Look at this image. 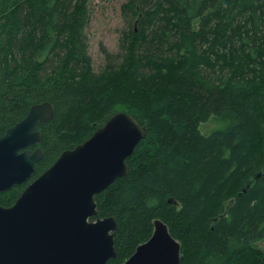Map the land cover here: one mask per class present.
<instances>
[{"label": "trees", "instance_id": "obj_1", "mask_svg": "<svg viewBox=\"0 0 264 264\" xmlns=\"http://www.w3.org/2000/svg\"><path fill=\"white\" fill-rule=\"evenodd\" d=\"M121 9L118 49L95 66L90 0H0V135L32 104L52 105L28 147L43 153L38 176L126 112L145 134L128 173L94 196L97 216L118 224L105 264L148 240L155 219L179 242V264H264V0H126ZM211 117L223 127L201 133ZM27 184L0 191V206Z\"/></svg>", "mask_w": 264, "mask_h": 264}, {"label": "water", "instance_id": "obj_2", "mask_svg": "<svg viewBox=\"0 0 264 264\" xmlns=\"http://www.w3.org/2000/svg\"><path fill=\"white\" fill-rule=\"evenodd\" d=\"M52 115L49 102L32 104L0 136V191L35 174L43 153L28 147L40 142L37 125ZM144 134L134 117L115 112L86 140L62 151L12 205L0 206V264H105L114 257L118 224L114 216L97 217L94 195L128 173L126 159ZM180 259L179 242L155 219L149 239L121 264H179Z\"/></svg>", "mask_w": 264, "mask_h": 264}, {"label": "rangeland", "instance_id": "obj_3", "mask_svg": "<svg viewBox=\"0 0 264 264\" xmlns=\"http://www.w3.org/2000/svg\"><path fill=\"white\" fill-rule=\"evenodd\" d=\"M125 1L90 0V18L85 30L88 37V52L95 66L104 64V49L109 52H115L118 49L120 31L126 27L121 9ZM223 125L218 119L211 117L201 122L198 129L201 133L208 134ZM258 245L264 251V239Z\"/></svg>", "mask_w": 264, "mask_h": 264}, {"label": "flooded vegetation", "instance_id": "obj_4", "mask_svg": "<svg viewBox=\"0 0 264 264\" xmlns=\"http://www.w3.org/2000/svg\"><path fill=\"white\" fill-rule=\"evenodd\" d=\"M38 124H39V123H38ZM37 128H38V125H37ZM0 136H1V135H0ZM36 144H37V143H36ZM36 144H34V145H36ZM31 146H32V145H31ZM29 148H30V146H29ZM29 148H28V149H29ZM36 148H38V147H36ZM34 149H35V148H34ZM34 149H32V150H34ZM29 150H30V149H29ZM32 150H30V151H32ZM34 166H35V165H34ZM46 169H47V168H46ZM34 175H35V174H34ZM34 175H32V176H34ZM32 176H31V177H32ZM31 177H30V179H29L28 181H26V182L29 183V182L32 181L36 176H34V178H33L32 180H31ZM24 183H25V182H24ZM94 196H95V195H94ZM94 201H95V200H94ZM96 211H97V210H96ZM97 217H98V216H97ZM133 252H134V251H133ZM133 252H132V253H133Z\"/></svg>", "mask_w": 264, "mask_h": 264}, {"label": "bare ground", "instance_id": "obj_5", "mask_svg": "<svg viewBox=\"0 0 264 264\" xmlns=\"http://www.w3.org/2000/svg\"><path fill=\"white\" fill-rule=\"evenodd\" d=\"M11 126H12V125H11ZM9 127H10V126H9ZM7 128H8V127H7ZM7 128H6V129H7ZM6 129H5V130H6ZM4 132H5V131H4ZM1 135H3V134H1ZM231 201H232V200H231ZM230 203H231V202H230ZM230 203H229V204H230ZM229 204H227V206H229ZM227 206H226V209L223 211L222 215H226V213H227ZM222 215H221V216H222Z\"/></svg>", "mask_w": 264, "mask_h": 264}]
</instances>
